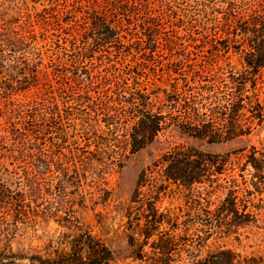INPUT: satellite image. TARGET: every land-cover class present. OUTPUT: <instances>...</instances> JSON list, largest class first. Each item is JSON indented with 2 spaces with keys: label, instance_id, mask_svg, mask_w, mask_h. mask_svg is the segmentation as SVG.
I'll return each mask as SVG.
<instances>
[{
  "label": "rangeland",
  "instance_id": "374dc122",
  "mask_svg": "<svg viewBox=\"0 0 264 264\" xmlns=\"http://www.w3.org/2000/svg\"><path fill=\"white\" fill-rule=\"evenodd\" d=\"M149 1L158 18L152 19L150 26L157 29L160 41L153 52L154 59L149 56L152 52L148 31L140 26L138 35L122 32L126 48L114 42L93 45L94 0H0V18L17 28L35 21L36 40L18 50H26L31 63L46 72L39 75L43 86H60L61 79H56L58 73L49 64L50 55H60L62 64L69 68L68 76L79 78L85 86L90 78L102 84L116 72L124 73L130 83L138 79L150 88L157 85L170 90L172 84L182 85L184 78L191 79L193 69H198L219 45L222 34L216 33L215 24L231 0ZM40 14L50 21L47 32L36 21ZM136 36L143 40L142 49H138ZM34 50L40 53L33 54ZM15 75L19 89L8 99L19 106L9 111L10 117L0 112V248H8L14 254L47 257L52 253L53 257L54 250L63 247L59 243L62 234L77 231L73 223H79L115 250L120 264H139L127 257L126 208L138 188L147 191L145 183L139 184L141 175L168 148L190 144L224 153L264 145V124L256 126L249 135L226 143L201 141L171 125L153 143L130 153L121 147L122 143L111 139L101 119L103 115L97 114L95 104L86 96H36L38 88L32 71ZM2 100L3 109H7L8 101ZM187 194L183 186L171 184L161 193L158 205L175 210L181 215L180 220L198 215L206 218L207 211L189 209ZM251 199L256 223L244 228L239 238L232 235L209 239L204 252L228 247L251 264H264V189ZM51 210L54 215H44ZM69 215L73 223L62 220ZM197 226L205 227L196 225L189 232H195ZM16 262L30 264L28 258Z\"/></svg>",
  "mask_w": 264,
  "mask_h": 264
},
{
  "label": "trees",
  "instance_id": "16d2710c",
  "mask_svg": "<svg viewBox=\"0 0 264 264\" xmlns=\"http://www.w3.org/2000/svg\"><path fill=\"white\" fill-rule=\"evenodd\" d=\"M154 10L149 0H94L93 45L114 42L126 48L122 32L138 35L140 26L148 31L149 56L154 59L153 52L160 43L157 29L150 26L152 19H158ZM36 21L49 31L48 16L40 14ZM34 24L30 20L17 28L0 18V112L6 117L19 106L8 99L19 89L15 73L29 69L38 88L36 96H86L95 104L97 114L103 115L111 139L130 153L153 143L166 126L175 125L189 137L208 143H226L264 124V0H231L215 24L216 33L222 34L219 45L198 69H193L191 79L184 78L182 85L172 84L170 90L157 85L150 88L138 79L130 83L124 73L116 72L102 84L90 78L85 86L79 78L68 76L69 68L62 64L60 55L49 58L58 73L56 79H61L60 86H43L39 75L46 72L31 63L26 50H18L36 40ZM136 41L142 49V38ZM2 99L8 101L7 109H3ZM142 183L148 186L147 191L138 188L126 208L127 257L139 264H251L232 248L204 252V247L214 237L239 238L244 228L256 223L251 196L264 189V145L220 153L177 144L142 173ZM171 184L188 190L186 205L190 210L196 207L207 211L208 216L180 220L175 210L161 209V193ZM51 214L52 210L44 215ZM62 220L73 223L70 215ZM73 224L77 231L62 234L59 243L63 247L54 250L55 256L18 255L0 248V264H17L16 259L25 258L30 264H120L115 250L103 239L88 227ZM196 225L205 227L197 226L190 233Z\"/></svg>",
  "mask_w": 264,
  "mask_h": 264
}]
</instances>
